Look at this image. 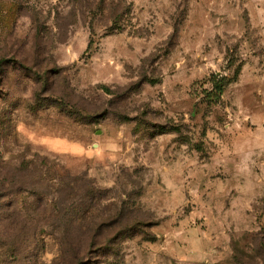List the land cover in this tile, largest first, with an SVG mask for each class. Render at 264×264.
<instances>
[{
    "label": "rangeland",
    "instance_id": "rangeland-1",
    "mask_svg": "<svg viewBox=\"0 0 264 264\" xmlns=\"http://www.w3.org/2000/svg\"><path fill=\"white\" fill-rule=\"evenodd\" d=\"M2 60L0 264H264V0H0Z\"/></svg>",
    "mask_w": 264,
    "mask_h": 264
},
{
    "label": "trees",
    "instance_id": "trees-1",
    "mask_svg": "<svg viewBox=\"0 0 264 264\" xmlns=\"http://www.w3.org/2000/svg\"><path fill=\"white\" fill-rule=\"evenodd\" d=\"M3 65H4V61L2 60V61H0V69H1V66L3 67ZM19 67L21 69H25L23 66L19 65ZM221 93H222V86H220V84L216 83L214 85V88H213L212 92H211V94L213 95V98L217 99L221 95Z\"/></svg>",
    "mask_w": 264,
    "mask_h": 264
}]
</instances>
